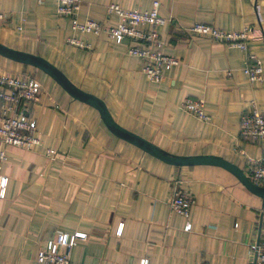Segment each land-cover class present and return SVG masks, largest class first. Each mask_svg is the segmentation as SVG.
<instances>
[{
    "label": "crops",
    "instance_id": "obj_1",
    "mask_svg": "<svg viewBox=\"0 0 264 264\" xmlns=\"http://www.w3.org/2000/svg\"><path fill=\"white\" fill-rule=\"evenodd\" d=\"M155 1L167 20L156 28L163 53L178 60L159 83L147 80L143 62L127 54L128 41L73 32L52 0H0L7 17L0 46L42 58L102 101L118 126L162 152L218 157L247 177V160L264 158V138L241 140L240 117L252 104L264 116V81L244 76V52L189 28L248 26L249 51L264 67V0H81L78 20L115 25L108 5L145 12ZM71 37L90 49L70 46ZM6 75L40 84L38 102L22 109L36 121L40 144L28 151L0 143L1 174L8 178L0 200V264H38V251L61 232L86 234L71 252L74 264H249L250 244L264 240V198L232 173L155 158L114 135L95 108L41 70L0 55V76ZM185 98L203 100L210 123L184 112ZM173 184L194 199L188 219L168 206Z\"/></svg>",
    "mask_w": 264,
    "mask_h": 264
},
{
    "label": "built area",
    "instance_id": "obj_2",
    "mask_svg": "<svg viewBox=\"0 0 264 264\" xmlns=\"http://www.w3.org/2000/svg\"><path fill=\"white\" fill-rule=\"evenodd\" d=\"M42 4L45 0H36ZM55 2V13L69 20L73 32L81 34L100 35L102 33L114 43L120 44L128 41L127 54L139 58L143 65L141 72L147 80L159 83L163 80V71L169 70L178 64V60L163 53V42L156 28L164 26L167 22L159 14V2L155 1L149 11L139 12L128 10L118 5L107 6V14L116 18L115 25H102L94 20H78L81 0H52ZM7 19L0 12V23ZM193 36L208 37L214 41L222 42L227 47H233L246 54V65L242 73L251 83L264 81V67L255 54L249 51L247 42L251 29L245 26L239 30H220L210 25L196 23L189 28ZM67 44L74 48L89 50L90 45L75 37L67 40ZM227 75H230L227 72ZM40 84L35 79L17 78L16 76H0V143L14 146L24 150H32L40 142L36 138V121L26 116L22 109L38 102ZM181 109L201 122L210 123V117L205 111L204 101L201 99L185 98ZM239 138L255 143L264 138V116L252 104L249 111L240 117ZM45 155L52 156L54 150H45ZM6 160L4 150H0V200L4 199L7 191L8 178L1 174L2 164ZM247 178L254 185L264 184V158L247 160ZM194 199L188 192L180 191L176 184L171 187L168 206L170 210L188 219L190 208ZM191 226L187 224L186 230ZM122 224L118 226L117 234H121ZM86 240V234L80 232L58 233L48 240L45 247L38 251L36 262L38 264H74L71 252L79 242ZM249 264H264V240L253 242L249 246ZM147 264V261L144 262Z\"/></svg>",
    "mask_w": 264,
    "mask_h": 264
},
{
    "label": "water",
    "instance_id": "obj_3",
    "mask_svg": "<svg viewBox=\"0 0 264 264\" xmlns=\"http://www.w3.org/2000/svg\"><path fill=\"white\" fill-rule=\"evenodd\" d=\"M0 55L5 56L16 62L31 65L55 80L70 96L76 100L82 101L93 108H95L100 117L105 124V126L116 136L126 140L127 142L139 147L141 150L147 152L148 154L154 156L155 158L166 162L168 164L176 166H192V165H211L221 167L230 173H232L241 184L251 193L264 198V188L254 185L249 179L243 174L242 170L236 167L234 164L225 161L221 158L214 156H196L193 158H182L175 157L162 152L161 150L155 148L148 142L140 139L139 137L127 132L118 126L111 118L108 113L104 103L99 99L88 95L70 84V82L52 65L47 63L40 57L31 56L24 53L16 52L0 46Z\"/></svg>",
    "mask_w": 264,
    "mask_h": 264
}]
</instances>
